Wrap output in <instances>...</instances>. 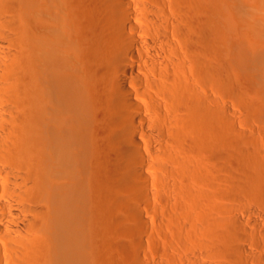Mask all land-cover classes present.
Here are the masks:
<instances>
[{
    "label": "bare ground",
    "instance_id": "1",
    "mask_svg": "<svg viewBox=\"0 0 264 264\" xmlns=\"http://www.w3.org/2000/svg\"><path fill=\"white\" fill-rule=\"evenodd\" d=\"M147 186L168 264H264V0H0V264H100Z\"/></svg>",
    "mask_w": 264,
    "mask_h": 264
},
{
    "label": "rangeland",
    "instance_id": "2",
    "mask_svg": "<svg viewBox=\"0 0 264 264\" xmlns=\"http://www.w3.org/2000/svg\"><path fill=\"white\" fill-rule=\"evenodd\" d=\"M230 99V98H229ZM231 100V99H230ZM232 102V100L230 101V103ZM232 104H234L233 102H232ZM230 105V104H229ZM234 106V110H235V117H234V123L236 124V128L238 127V129H236V128H233V129H235V130H233V131H235L237 134L239 133V129L241 128V125L239 124V121H238V119L237 118H239L238 116L240 115L239 114V107L237 106L236 107V105H233ZM230 108L232 109V105H230ZM234 110H231L232 112L234 111ZM236 121V122H235ZM235 126V125H234ZM240 127V128H239ZM238 131V132H237ZM233 133L234 132H232L231 131V136L233 135ZM236 133H234V135L236 134ZM237 134L235 135V136H237ZM233 135V136H234ZM235 136L233 137L234 139H235ZM238 136H239V134H238ZM229 138L231 139V137H230V135H229ZM236 139H238V137L236 138ZM236 164V163H235ZM237 164H238V162H237ZM150 185V184H149ZM147 187H149L148 189H147V191H149L150 192V194L152 193V199H151V202H150V204L147 206V207H145L144 208V206H142V208H143V219H145V221H146V223H144V225H142V228L143 227H145V229L143 228H141L140 230H139V226H137V225H135L134 223H132V222H130V223H128V224H130V226L131 227H129V225H122L121 224V222L119 221L118 222V226L117 227H119V228H117L118 230H116L117 231V233H116V231L114 232V233H116V234H113V246H112V248H110L107 244V241H108V235L105 233V232H103V233H101L102 235H101V238H102V240H103V246H102V248H101V250H100V264H168L169 262H168V260H169V258H168V256H176L177 254L176 253H178V250L179 249H181L182 247L181 246H183L177 239H176V232L174 231V230H177V228H176V226H171V218H170V215H169V211L167 212V209H166V207L164 206L165 205V203H166V196H164V198H163V195H161V196H158V195H154L155 193V191H156V189H153V187H150V186H147ZM156 188V187H155ZM231 191L229 190V193H230ZM154 193V194H153ZM157 193V192H156ZM155 196H157L156 198H154ZM228 198L227 199H225L226 200V202H227V204L228 205H231V206H227V205H225V206H227L228 207V209H227V207H226V209L227 210H229L228 212H227V215H226V217H225V214H224V218L225 219H227L228 221V223L229 222H231V225H233L232 224V219H234V220H238V218H237V216L240 218L239 220L241 221L242 220V225L245 223H247L248 224V222L250 221V220H255V222H257L258 223V226L257 227H254V226H252V225H250V226H248L247 225V227H245L247 230H248V232L250 233H252V236H253V238H252V236H251V234H249L248 233V235H250L251 236V240L253 241L254 239H255V243L256 244H259V246H260V248L258 247V245H257V252H258V249H260V250H262V251H260L259 250V252L261 253H263V251H264V237H263V234H260L259 233V231L258 230H261V229H264V209L262 208V209H260V207H258L257 208V206L255 205L254 206V212L253 213H248V212H245L244 210V212L242 211V209H239V208H242V200H240V199H242V197L240 198L239 196H235V194H233V196H232V194L231 195H229L228 194ZM232 197H234V198H232ZM230 198V199H229ZM235 198H238V199H236L235 200ZM240 198V199H239ZM154 199V200H153ZM161 200V201H160ZM230 200H232V201H230ZM238 200H239V202H238ZM153 201H155L154 202V204H153ZM164 201H165V203H164ZM245 200H243V202H244ZM164 203V204H163ZM234 203V204H233ZM238 203H240V204H238ZM247 203V202H246ZM246 203H244V205L246 204ZM162 204H163V206H162ZM226 204V203H225ZM161 205V206H160ZM233 205V206H232ZM236 207H235V206ZM238 205H240V206H238ZM150 206V207H149ZM153 208H152V207ZM161 207H163V208H161ZM233 207V208H232ZM239 207V208H238ZM150 208V209H149ZM156 208V209H155ZM235 208V209H234ZM164 209V210H163ZM142 210V209H141ZM149 210H151V211H149ZM240 212H239V211ZM122 210H117V216L118 215H120L121 217L123 216V212H122V214L120 213ZM154 211V212H153ZM242 211V212H241ZM156 212H157V215H156ZM162 212V213H161ZM154 213V214H153ZM161 215H160V214ZM226 213V212H225ZM229 213V214H228ZM248 213V214H247ZM234 214H236V215H234ZM162 215H164V216H162ZM168 215V216H167ZM229 215V216H228ZM120 216H118V217H120ZM162 216V217H161ZM166 216V217H165ZM220 216V215H219ZM228 216V217H227ZM233 216V218H231ZM236 218H235V217ZM213 217V216H212ZM222 218H223V216H221ZM162 218L164 219L163 221H162ZM168 218V219H167ZM220 218V217H219ZM223 218V219H224ZM228 218H230V219H228ZM224 219V220H225ZM166 220V221H165ZM169 220V221H168ZM240 221L239 222H237V223H240ZM148 222V223H147ZM234 222V221H233ZM123 223V222H122ZM133 224V227H132V224ZM234 223H236V221L234 222ZM124 224V223H123ZM146 224H147V227H146ZM136 227H135V226ZM124 226H128V229L129 228H132V230L131 229H129V230H131V232L130 233H127V234H125V233H121L122 232V229H126V227H124ZM166 226H168V228L166 227ZM245 226V225H244ZM121 227V228H120ZM172 227H174V228H172ZM165 228H166V230L168 229L169 230V233L165 230ZM171 230H170V229ZM176 228V229H175ZM121 229V230H120ZM127 229V230H128ZM137 229V230H136ZM173 229V230H172ZM120 230V231H119ZM144 231V233H142ZM171 231V232H170ZM133 232H135V233H133ZM164 232V233H163ZM174 232V235L172 234H170V233H173ZM131 233H133V235H135L134 236V238L132 237V234ZM138 233H139V236H138ZM244 233H247L246 231L244 232ZM254 234V235H253ZM131 235V236H130ZM137 235V236H136ZM173 236V237H172ZM106 237V238H105ZM130 237H132V239L130 238ZM172 237V238H171ZM246 237V239L245 240H247V238H249V237H247V236H245ZM105 238V239H104ZM256 238L258 239V240H256ZM173 239V240H172ZM243 240H244V238H242ZM250 239V238H249ZM171 240V242L169 243V241ZM242 240V241H243ZM244 240V241H245ZM250 240V242H251V244H253L252 243V241ZM135 243H134V242ZM140 241V242H139ZM173 241V242H172ZM178 241V242H177ZM241 241V242H242ZM243 241V242H244ZM257 241H259V243L257 242ZM130 244H129V243ZM137 242V243H136ZM168 242V243H167ZM176 244H175V243ZM242 242V243H243ZM115 243V244H114ZM168 245H167V244ZM178 243V244H177ZM244 243H246V241L244 242ZM254 243V244H255ZM134 244V245H133ZM139 244V245H138ZM141 244V245H140ZM248 244H250L249 242H248ZM129 245V246H128ZM128 246V247H127ZM141 246V247H140ZM168 246H169V249H168ZM174 246V247H173ZM178 246V247H177ZM249 246H251V245H249ZM165 247H167V248H165ZM172 247V248H171ZM177 247V248H176ZM106 248V249H105ZM175 248V249H174ZM179 248V249H178ZM252 250L254 249V247H250ZM164 249H168L167 251L166 250H164ZM184 249V248H183ZM114 250V251H113ZM174 250V251H173ZM256 251V250H255ZM109 252V253H108ZM113 252V253H112ZM166 252V253H165ZM170 252V253H169ZM175 252V253H174ZM113 254V255H112ZM164 254L166 255V256H164ZM176 254V255H175ZM168 255V256H167ZM189 256V258H191V254L190 255H188ZM165 257V258H164ZM168 259V260H164V259ZM187 263V262H186ZM179 264H181V263H179ZM183 264V263H182ZM185 264V263H184Z\"/></svg>",
    "mask_w": 264,
    "mask_h": 264
}]
</instances>
